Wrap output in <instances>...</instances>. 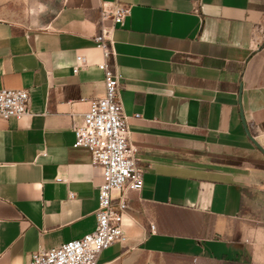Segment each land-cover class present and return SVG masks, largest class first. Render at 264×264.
I'll return each mask as SVG.
<instances>
[{"label": "crops", "instance_id": "obj_1", "mask_svg": "<svg viewBox=\"0 0 264 264\" xmlns=\"http://www.w3.org/2000/svg\"><path fill=\"white\" fill-rule=\"evenodd\" d=\"M104 2L131 8L108 62L145 173L98 264H264V154L239 104L242 84L264 147V0H0V88L33 113L0 121V264L96 228L103 171L73 126L105 93Z\"/></svg>", "mask_w": 264, "mask_h": 264}, {"label": "built area", "instance_id": "obj_2", "mask_svg": "<svg viewBox=\"0 0 264 264\" xmlns=\"http://www.w3.org/2000/svg\"><path fill=\"white\" fill-rule=\"evenodd\" d=\"M130 12V6L119 2L102 4L100 31L94 39L103 54L98 66L105 73V93L90 101V109L82 115L81 122L73 126L74 146L88 148L93 164L103 171L104 181L98 186L96 228L82 238L33 253L29 264H98L104 250L128 240L125 232V218L129 211L127 193L143 188L145 172L137 164L130 116L123 106V77L116 68H111L108 60L117 55L116 25H123ZM85 65L86 59L79 55L74 72ZM30 103L29 90L0 88V121L32 116Z\"/></svg>", "mask_w": 264, "mask_h": 264}, {"label": "water", "instance_id": "obj_3", "mask_svg": "<svg viewBox=\"0 0 264 264\" xmlns=\"http://www.w3.org/2000/svg\"><path fill=\"white\" fill-rule=\"evenodd\" d=\"M242 95H243V85L240 86V93H239V104H240V111H241V117L244 124L245 131L247 133V136L249 139L253 142V144L264 154V147L255 139V137L251 134L250 129L248 127V123L246 120L243 103H242Z\"/></svg>", "mask_w": 264, "mask_h": 264}]
</instances>
